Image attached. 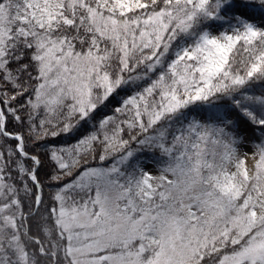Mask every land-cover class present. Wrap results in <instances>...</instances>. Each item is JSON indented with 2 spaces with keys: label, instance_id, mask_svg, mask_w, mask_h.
Segmentation results:
<instances>
[{
  "label": "snow or ice",
  "instance_id": "obj_1",
  "mask_svg": "<svg viewBox=\"0 0 264 264\" xmlns=\"http://www.w3.org/2000/svg\"><path fill=\"white\" fill-rule=\"evenodd\" d=\"M0 264H264V0H0Z\"/></svg>",
  "mask_w": 264,
  "mask_h": 264
},
{
  "label": "rangeland",
  "instance_id": "obj_2",
  "mask_svg": "<svg viewBox=\"0 0 264 264\" xmlns=\"http://www.w3.org/2000/svg\"><path fill=\"white\" fill-rule=\"evenodd\" d=\"M243 151H246V152L249 153V155H251V153H252V151H253V148H252L251 144L249 143V144L243 149ZM247 163H248V166L251 167L252 164H253V161H252L251 159H249V160L247 161Z\"/></svg>",
  "mask_w": 264,
  "mask_h": 264
},
{
  "label": "trees",
  "instance_id": "obj_3",
  "mask_svg": "<svg viewBox=\"0 0 264 264\" xmlns=\"http://www.w3.org/2000/svg\"><path fill=\"white\" fill-rule=\"evenodd\" d=\"M248 135H251L250 133H248Z\"/></svg>",
  "mask_w": 264,
  "mask_h": 264
}]
</instances>
